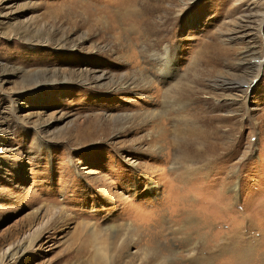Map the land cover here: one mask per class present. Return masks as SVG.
Returning <instances> with one entry per match:
<instances>
[{
  "label": "rangeland",
  "instance_id": "374dc122",
  "mask_svg": "<svg viewBox=\"0 0 264 264\" xmlns=\"http://www.w3.org/2000/svg\"><path fill=\"white\" fill-rule=\"evenodd\" d=\"M128 1L0 0L2 264H219L234 228L264 252V23L237 29L264 6Z\"/></svg>",
  "mask_w": 264,
  "mask_h": 264
},
{
  "label": "bare ground",
  "instance_id": "6f19581e",
  "mask_svg": "<svg viewBox=\"0 0 264 264\" xmlns=\"http://www.w3.org/2000/svg\"><path fill=\"white\" fill-rule=\"evenodd\" d=\"M141 1L147 2L146 0H129L128 2H126L125 6L129 7L130 5H137V4L141 5L142 4V3H140ZM160 1H162V0H160ZM248 1H250V0H248ZM176 2H180L181 4H183L180 13H183L184 11H186L185 9L187 7L185 6L186 4L184 3V0H176ZM256 3L264 6V0H256ZM145 5H147V3ZM255 14L256 15L247 14V15L240 18L239 23H238V28H237V29L241 30L240 33H242V31L245 32L249 28L253 29V31H256V33H258V34L261 33L262 24L264 23V11L263 12L258 11ZM191 20H192V18L189 19L190 24H191ZM207 46H209V48H210V44H207L206 47ZM216 46L217 45H215V44L213 45V47H216ZM250 52H252V51H250ZM252 53L254 54V52H252ZM149 57L152 58L150 60V63H151V61H153V64H154V62H158V64L160 63L159 64L160 68H157L158 67V65H157V67L155 69L157 70V72L161 76L163 75L166 78V77H169L172 74V71L175 69V64H176V61L178 59L177 49L175 47L171 48V46L167 45L160 52V57L157 56V54H152ZM260 64L258 65V68H261ZM153 68H154V66H153ZM141 74H140V76H141ZM122 84H123V86L130 87L134 84V81L127 80V81H123ZM146 84H147V82H146ZM120 85H121V83H120ZM224 86H225L224 84H222V86H213L212 89H215L217 91H221V89H223ZM206 220H207V218H206ZM230 231H231L230 233L228 232L229 234L221 232L220 234L223 233L222 236H220V234L218 233L211 240V242H213L212 243L213 247L215 246L218 249L216 253L218 254V257L220 258L219 264H226L227 258L233 259L236 262V264H264V258H262V256H264V252H262V253L257 252L255 256H254L255 253L253 254V252L255 250V246L257 245V243L259 244V242L257 240H255L256 238H248V236H251L250 234H248L246 236L247 238L244 239L246 233L241 234V231L238 229H235V228L230 229ZM96 232L97 231L93 226V233L95 234ZM223 239H225V242L223 241ZM213 249H215V248H213ZM212 251L213 250H208L207 251V252H209L208 254L203 253V255H200V256H198V255H196V253H194L193 256H197L194 259H193L192 255L190 254L191 258H189V264H208L209 263L208 261H210L209 260V258H210L209 254ZM7 252H5L3 254L2 258H0V264L4 263L3 262L4 259L5 260L6 259L8 260V258L10 260L14 259L16 253H14V254L9 253L8 254ZM97 254L102 256L107 261L111 259V256H109L108 252H106L105 249H103L101 246H98V253ZM228 263H229V261H228Z\"/></svg>",
  "mask_w": 264,
  "mask_h": 264
}]
</instances>
